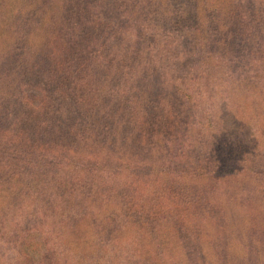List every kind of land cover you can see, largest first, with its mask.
Here are the masks:
<instances>
[{"label": "trees", "instance_id": "16d2710c", "mask_svg": "<svg viewBox=\"0 0 264 264\" xmlns=\"http://www.w3.org/2000/svg\"><path fill=\"white\" fill-rule=\"evenodd\" d=\"M213 1L0 0V264H168L163 232L209 264L214 220L220 264H264V149L237 117L264 0ZM164 183L188 205L158 206ZM71 237L94 250L70 263Z\"/></svg>", "mask_w": 264, "mask_h": 264}, {"label": "rangeland", "instance_id": "374dc122", "mask_svg": "<svg viewBox=\"0 0 264 264\" xmlns=\"http://www.w3.org/2000/svg\"><path fill=\"white\" fill-rule=\"evenodd\" d=\"M217 2L214 0L212 2L213 5H215ZM1 23V21H0ZM41 34H35L33 38V42H37L40 39ZM7 41L6 35L3 34L2 27L0 26V47H3ZM253 57H256V54L253 52L251 53ZM235 63L238 64V76L247 75L245 71L248 70V64H249V55L245 54L243 49L238 50L237 55L234 57ZM264 58V57H263ZM261 59L257 65V68H261L262 72H259L256 77L254 76L252 80V90L251 93L248 89H244L240 95V108L237 112V117L239 118V121L243 122L246 125H249L252 127V137L256 138L258 140L257 148L258 149H264V59ZM244 64H247V67L244 66ZM250 101V102H249ZM251 139V138H250ZM227 181L228 179L225 178ZM164 181V180H163ZM166 182L169 184V182L166 180ZM167 184H163L164 187ZM175 193H178V191H175V189H163L161 190L162 198L160 199V202L158 201V206L161 208H170L173 210H181L184 207L188 205L186 201L179 200L175 196ZM179 194V193H178ZM203 197L206 195V191H203L200 193ZM200 194L194 195L193 198L197 199L200 198ZM187 199L189 197L183 196ZM217 202L215 203V209L219 210L220 207L217 205L219 204L220 198H216ZM190 200V199H189ZM230 208V206H229ZM234 208V207H232ZM165 229V228H164ZM163 229V230H164ZM223 225L220 226V223L218 220H214L213 222H208V225L206 227L205 233L202 235V243H203V249L206 252L207 255L205 257L210 261L209 264H220L217 260V257L215 255V252L212 251L211 247L207 242L210 238L212 240L220 239V235L222 238V232ZM144 232L143 230H140ZM87 228H82V235L81 236H87ZM158 241L160 243V246L163 247V255L165 257V260L168 262V264H180L183 257L181 254V251L178 250L177 246L173 243V239L169 236H165L164 232L163 234H159ZM93 241H88V239L84 243H78L77 240L73 237H71L69 244H70V252L68 254V261L71 263V260L76 258L80 254H89V253H83V250H87L90 247L92 248V251L94 250ZM153 241L149 237H138L135 246L133 247V253L135 254L136 251H138L141 254H149L153 255ZM207 244V245H206ZM12 245L8 242L3 241L0 239V263H3L5 259H8L9 256H13V250ZM91 251V252H92ZM90 252V253H91ZM191 254V253H190ZM93 264V262H92Z\"/></svg>", "mask_w": 264, "mask_h": 264}]
</instances>
